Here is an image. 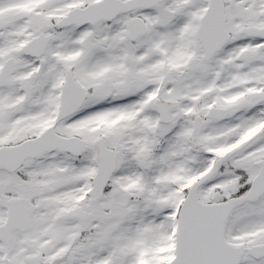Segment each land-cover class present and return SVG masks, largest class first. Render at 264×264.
<instances>
[{"label":"snow or ice","instance_id":"snow-or-ice-1","mask_svg":"<svg viewBox=\"0 0 264 264\" xmlns=\"http://www.w3.org/2000/svg\"><path fill=\"white\" fill-rule=\"evenodd\" d=\"M0 264H264V0H0Z\"/></svg>","mask_w":264,"mask_h":264}]
</instances>
